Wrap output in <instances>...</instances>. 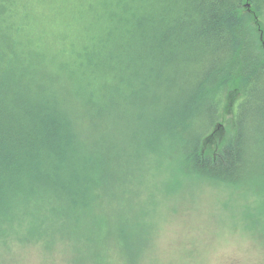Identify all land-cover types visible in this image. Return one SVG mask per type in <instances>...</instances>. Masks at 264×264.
<instances>
[{"label": "trees", "instance_id": "trees-1", "mask_svg": "<svg viewBox=\"0 0 264 264\" xmlns=\"http://www.w3.org/2000/svg\"><path fill=\"white\" fill-rule=\"evenodd\" d=\"M163 160L264 188V0H0L1 248L155 264Z\"/></svg>", "mask_w": 264, "mask_h": 264}, {"label": "rangeland", "instance_id": "rangeland-1", "mask_svg": "<svg viewBox=\"0 0 264 264\" xmlns=\"http://www.w3.org/2000/svg\"><path fill=\"white\" fill-rule=\"evenodd\" d=\"M228 109L217 131L221 136L232 126ZM160 166L157 170L169 179L168 185L163 179V186L160 180L153 185L145 180L135 198L150 224L153 248L144 252L148 258L155 264H264V188L253 192L184 177L167 160ZM129 213L134 212L126 210ZM41 242L23 247L11 240L10 250L0 247V264H68V259L71 264H101L107 260L75 251L63 253L62 245L49 250Z\"/></svg>", "mask_w": 264, "mask_h": 264}]
</instances>
